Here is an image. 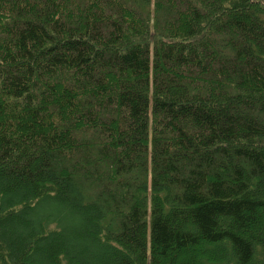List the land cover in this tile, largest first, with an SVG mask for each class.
<instances>
[{"label": "trees", "instance_id": "obj_1", "mask_svg": "<svg viewBox=\"0 0 264 264\" xmlns=\"http://www.w3.org/2000/svg\"><path fill=\"white\" fill-rule=\"evenodd\" d=\"M0 264H264V0H0Z\"/></svg>", "mask_w": 264, "mask_h": 264}]
</instances>
